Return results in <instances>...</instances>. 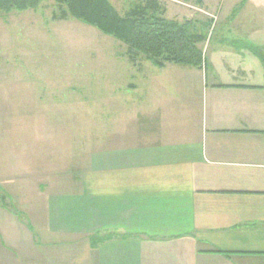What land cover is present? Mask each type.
Returning a JSON list of instances; mask_svg holds the SVG:
<instances>
[{
    "label": "crops",
    "instance_id": "1",
    "mask_svg": "<svg viewBox=\"0 0 264 264\" xmlns=\"http://www.w3.org/2000/svg\"><path fill=\"white\" fill-rule=\"evenodd\" d=\"M195 2L236 36L219 43L222 76L207 58L129 84L123 132L82 172L37 174L38 204L2 167L0 191L32 221L0 204V264H55L60 248L64 264H264V0Z\"/></svg>",
    "mask_w": 264,
    "mask_h": 264
},
{
    "label": "rangeland",
    "instance_id": "2",
    "mask_svg": "<svg viewBox=\"0 0 264 264\" xmlns=\"http://www.w3.org/2000/svg\"><path fill=\"white\" fill-rule=\"evenodd\" d=\"M158 1L167 19L210 22L202 29L207 39L201 48L206 63L207 58L212 63L203 72L206 77L222 76L219 62L227 49L219 43L236 36L224 37L225 26L218 30L211 17L215 14L200 12L195 0ZM134 2L138 0H111L121 14ZM57 12L51 1L36 9L0 13V169L7 165V173L21 175V190L27 193L29 205L38 204L37 174L82 172L99 153L106 133L120 127L123 132L124 124L117 116L124 112L122 102L138 100V94L127 86L148 85L147 72L162 74L150 62L131 63L124 44L93 27L74 19L53 21ZM169 66L170 74L189 72L187 67ZM11 182L13 198L20 186L14 183L16 179ZM9 203L23 220L32 221L16 202L10 199ZM63 250L57 251L55 264H64Z\"/></svg>",
    "mask_w": 264,
    "mask_h": 264
},
{
    "label": "trees",
    "instance_id": "3",
    "mask_svg": "<svg viewBox=\"0 0 264 264\" xmlns=\"http://www.w3.org/2000/svg\"><path fill=\"white\" fill-rule=\"evenodd\" d=\"M51 1L58 8L53 21L74 19L114 38L126 46V55L134 65L146 61L157 68L172 64L199 69L206 64L201 44L207 39L203 32L210 22L167 19L158 0H138L123 14L111 0H0V13L36 9ZM0 204L18 215L1 191ZM18 216L23 221L22 215ZM110 237L95 235L93 247Z\"/></svg>",
    "mask_w": 264,
    "mask_h": 264
},
{
    "label": "built area",
    "instance_id": "4",
    "mask_svg": "<svg viewBox=\"0 0 264 264\" xmlns=\"http://www.w3.org/2000/svg\"><path fill=\"white\" fill-rule=\"evenodd\" d=\"M199 11L200 12H203L204 14H206V15H209V14H207L206 12H204L203 10H201V9H199ZM211 15V14H210ZM211 17H213V19H216L213 15H211ZM205 60V59H204ZM203 67H205V64H203L202 65Z\"/></svg>",
    "mask_w": 264,
    "mask_h": 264
}]
</instances>
